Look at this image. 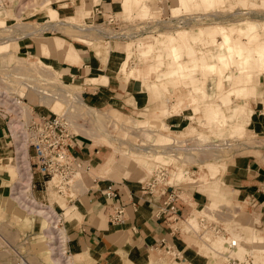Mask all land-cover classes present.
<instances>
[{
    "label": "rangeland",
    "instance_id": "rangeland-1",
    "mask_svg": "<svg viewBox=\"0 0 264 264\" xmlns=\"http://www.w3.org/2000/svg\"><path fill=\"white\" fill-rule=\"evenodd\" d=\"M48 1L52 2L51 7L60 12V21L56 22L57 24L55 26H47H62V24H64L63 20L70 25L66 28H59V32H64L74 39L76 38L79 40L82 39L76 37V35L84 36L83 39L85 41L87 39L90 43L89 46L95 43L99 47H108L107 44H109V42L104 43L105 40L103 37L106 35L105 32H112L110 28L94 24V21L84 22L83 17L80 23L71 22V19L67 17L66 19L65 13L62 11L70 0H0V21L4 22L3 26L0 27V45H6V51L0 54V167L2 172L15 170L18 172V178H10L11 182L9 184L13 186V192H11L13 195L11 194L9 196L10 193L6 194V199H4L5 195L0 196V206H3L0 207V264H57L56 261L58 260L60 264H68L70 258L65 255L60 256L64 252L62 249L67 248L66 241L68 238L66 239L65 235L58 237L57 234L61 233L60 229H63L64 224L69 220L67 213L72 207L69 201L77 198L76 191L78 188H72L71 194L73 197L71 199L69 195H63L58 192L55 186L56 183L53 188L49 184L45 185L41 177L36 174L34 181H31V185L28 184L31 186L30 198L21 196L19 199H14L19 195V192L22 191V183L20 184V182H22L21 175H23V179L27 181V183H29L30 180H28L29 176L27 175V171L25 169H20V165L17 163L18 158H22L21 155H23V151L21 150L17 137L13 133L11 126L13 120L19 121L20 126H22V124L28 123L32 116L45 115L51 118L53 114H67L73 125V133H84L90 138L93 137L92 140L95 143H101L109 148L111 156L114 154L113 152L115 150L114 162L117 165L123 164L126 167L127 174L139 172L140 175H142L143 182L146 183L153 177L157 167L163 166L169 169V183L182 190H184L189 183L205 181V183H208L210 179L202 180L203 176H210V178H213L212 174L208 172V166L212 164H225L227 166V163L229 160H232L238 149H244L248 146H257L264 149V133L256 135L248 134L247 132L245 134L244 124L237 125L233 128L237 123V119L238 121H244V119H246V121L248 120L246 115L251 108L248 100H244L242 97L241 99L236 93H232L231 95V99L234 100L231 107L237 110V118L232 123L233 125L227 124L220 134H215L217 130L216 125L213 124V126L210 127L208 121H206L207 116L204 107L202 112L195 113L200 114L199 116L202 114L205 118L204 120L198 118V121H196L198 122L197 124H190L185 130L179 129L180 132L177 133L171 132L165 119L174 114L181 113L182 110L188 107L171 110L168 108L170 110V116L166 117L164 114H160L162 118H158L157 115H154L150 120L144 121L126 116L121 110L120 112L117 110H100L87 106L83 101V97L81 96L80 98L79 89L67 82L68 80L66 79L68 78L64 77L59 71L57 75H54L50 70L44 67L42 68L41 62L26 55L27 51H19L21 46L20 40L23 37H37L43 30L46 19L41 4ZM143 1L149 2L150 11H138V8L133 10L130 9L133 13L128 14L126 20L129 21L131 25L137 26V30L139 29V23L143 24L144 22H150L149 25L152 26V32L146 34L148 35L146 38H136L137 41H134V56L128 67L132 73H134L135 70L143 72L150 65L158 71L148 80L139 78V80H142V85L145 88L147 84L152 82H154L152 83L154 85L163 86V83H155L158 79V75L167 71V52L164 47H160V41H166V37L172 35L181 42L187 41V43H189L188 39L178 32L179 30H189L191 32L188 34L191 35L196 32L197 28L201 25H203L201 27H206V25L219 23L218 25L226 27L241 26L243 30L245 29L243 32L249 34L251 31L255 30L256 26L257 30L252 35L251 41H264V31L262 30L264 29L262 27L264 23V0H249L255 3V5L250 6L248 10H244L240 5H236V7L232 6L236 3V0L219 2L217 7L214 8L206 3L199 2L195 9L192 4L194 0H189L188 2H185V0L184 3L186 5L180 2V0H177L178 6L173 0H142V2ZM179 6L182 7L180 8ZM185 6H187V9ZM170 16H172V18H181L183 16H186L185 18H192V22L189 23L190 27L176 28V26L174 27L170 22L166 23L167 20L164 18H169ZM73 23H75V25ZM76 24L81 26L77 27ZM252 24L253 30L251 28ZM98 26L99 28H96ZM91 27L96 29L97 33L95 31L86 32V34L80 33ZM72 28L78 30V32ZM154 32H157V34ZM240 35L242 39L248 42V38L244 37L243 33ZM115 43L121 44L122 42ZM209 45L210 40L204 38L196 45V48L197 50L203 49L206 54H209L211 58L210 62H214L216 53L223 52L224 49L217 46L206 49ZM36 57L44 60V64L48 63L46 65L54 64L52 61L40 55ZM37 62L39 65L35 64ZM230 66L232 65L229 64L227 66L225 73L232 72L235 75L238 74L235 65H233L232 68ZM256 68L262 73L257 80L259 81L260 77L264 76V68L261 69L257 66ZM233 70L235 72H233ZM124 75L128 76L129 73H124ZM204 77L202 81L195 79V77L190 74L182 76V79H176L174 81L193 79L194 84L197 83L200 87V84L204 83V87L207 89L206 85L209 80H214L216 82L219 78L214 74H211V76L205 75ZM225 88H230L228 83H226ZM190 90V88H186L182 85L179 87L177 86V88H170L171 92L167 95V99L171 102L170 105L177 101V97L180 95L179 92L186 100L191 98L189 93ZM214 92L216 94V87ZM210 94L212 97L215 95L214 93ZM71 96H73V98ZM213 99L214 98H211L210 102L217 103L216 101H218V99L216 101ZM190 101L191 100H187V102ZM165 108H167V106H165ZM229 113L230 112H226L228 117L230 116ZM229 119L230 118H228V121ZM156 121L158 122L155 123ZM16 128L17 127L14 129ZM232 129L233 132L230 134L228 130ZM188 140L191 146H189L190 143L187 142ZM175 145H178L179 149L176 156L173 153L174 147H176ZM204 149H206V151H204ZM212 149L216 150L207 155V151ZM160 151L165 152L164 159L162 158V162L159 159L147 161L149 165H151L149 171L144 170L142 164L134 159V156L132 157L134 153L151 152L157 154L160 153ZM32 155V152L30 155L27 154L26 162L29 169L33 164ZM33 172H35V170H33ZM175 176H177V178L174 181ZM38 180H41L42 185L38 183ZM212 182L215 181L213 180ZM221 184L222 181H220V186ZM22 194L23 192H21V195ZM32 200L36 202L35 205L32 204ZM214 200L215 199H212L210 204L211 210H207L211 211L215 216H217V211L223 209V207H227L231 210V217L229 216L224 220V227L231 234L232 239L236 240L238 244V250L236 251L237 256L242 258L244 255L253 253L256 264H264V256H262V252L260 253V248L263 246L262 243L264 244V234L261 233V228L256 224L257 222H254V224L252 223L253 225L251 224L246 228L243 227L242 225L247 223V215L245 213L235 210L232 203L221 202L217 204V201L215 200V202ZM61 201L65 203L68 209L61 206ZM42 209L53 211V214L51 212L52 217L45 220L38 216L36 211ZM203 214L206 216L208 215L207 212ZM59 216L62 217L60 223L58 222L60 220ZM212 218L214 219V217ZM190 222L193 226L195 225L194 228L197 231L195 234L197 236L196 243H198L199 247H202V249H200L201 253L209 258L208 264H222L223 258L220 257L219 253L224 252L223 239L215 238L210 234L201 238L198 219L196 218L194 222L190 219ZM53 227H58L59 231L57 230V232L54 229L53 231ZM256 233L262 240L260 246H258V243L255 241L254 245L251 244L252 241L249 240L253 239ZM52 234L57 237L51 239L50 236H53ZM60 237L62 240H59ZM62 237L65 238L63 239ZM63 240L66 241L63 243ZM214 240L221 241L222 245L215 247L213 244ZM60 246L64 247L60 249ZM54 247L59 248L52 249ZM241 248L243 249L242 251L240 250ZM214 250H216V252ZM170 259L171 258L165 253L159 252V255L154 258L153 261L155 264H167ZM72 263L76 264L74 258Z\"/></svg>",
    "mask_w": 264,
    "mask_h": 264
},
{
    "label": "crops",
    "instance_id": "crops-1",
    "mask_svg": "<svg viewBox=\"0 0 264 264\" xmlns=\"http://www.w3.org/2000/svg\"><path fill=\"white\" fill-rule=\"evenodd\" d=\"M173 1L178 6L177 0ZM180 2L186 5L184 0ZM148 3L142 0H70L62 12L65 13V18L71 19V22L80 23L88 6L93 9L100 7L105 18L114 15L122 22H129L126 19L128 14L133 13L131 10L138 8V11L148 12L150 11ZM185 7L187 9V6ZM63 21L64 24L59 27L47 26H55L57 23H44L45 26L37 37H23L20 40L19 51H27L26 55L44 63V60L36 56L40 55L52 61L54 64L49 65L68 78L66 80L70 85L79 89L80 98L83 97L87 106L100 110L119 112L121 110L126 116L144 121L150 120L154 115L162 118L160 114L165 106L170 110L188 107L181 113L165 119L171 132L177 133L180 132L179 129L185 130L190 124H197L198 118L205 119L204 116H199L200 114H194L189 108L198 101L193 90L199 86L193 83V79L166 80L168 92H164L160 85L156 87L152 84L154 82L147 84L146 89L139 78L148 80L153 75L155 69L151 65L143 72L139 70L131 72L133 78H129L117 68L124 56L121 44L110 42L107 44L108 47H99L93 43L89 46L90 43L83 39L84 36L76 35L82 39L79 40L59 32V28L70 26ZM93 21L94 24H101L103 18L95 17ZM90 31L97 33L92 27L79 32L86 34ZM93 79L97 82L88 81ZM217 80L208 81L206 85L208 90L204 83L200 84L208 95L207 101H211V98L216 101ZM180 85L191 89L189 91L191 98L187 99L191 101L187 102L179 92L177 101L170 105L171 102L167 99L171 92L170 88H177ZM210 93L215 95L212 97ZM248 102L253 110L249 123H246V119L244 121L237 119L233 128L244 124L245 134L264 133V76L256 81L255 94L250 96ZM216 132L218 133V130ZM228 132L231 134L233 129ZM92 139L93 137L90 138L87 134H77L71 151L76 163L81 164L82 168L77 171L79 174L77 198L69 201L72 207L67 213L69 220L64 222V230L68 238L67 249L76 264H155L153 259L159 252L164 253L163 241L181 253L180 258L170 257L167 264H208L209 258L201 253L202 247L196 243L197 232L192 228L193 224L191 227L185 220L190 222V219H198L204 212L211 217L215 215L209 211L212 199H215L217 204L232 203L235 210L247 215V223L242 225L243 227L257 222L261 233L264 234V149L257 146L240 148L227 166L225 165L224 173L216 178L203 176V181L207 179L210 181L189 183L184 190L180 189L181 221L172 224L159 218L162 198L142 190L144 183L142 175L139 172H132L128 178L126 167L114 162L115 150L111 156L107 146L97 144ZM215 150H208L207 155ZM10 178H18V172L16 170L2 172L0 167V196L5 195L4 199L6 194L10 193V196L13 192V186L9 184ZM176 178L177 176L174 177V181ZM41 180H38L40 185ZM213 180L215 182H212ZM108 189L117 191L119 196L116 199H107L105 192ZM60 204L68 209L64 202L61 201ZM115 207L124 209V222L121 224L113 222ZM230 212L229 208L223 207L216 214L224 223L226 218L231 217ZM59 217L62 221V217ZM256 236L255 239H260L257 233Z\"/></svg>",
    "mask_w": 264,
    "mask_h": 264
},
{
    "label": "bare ground",
    "instance_id": "bare-ground-1",
    "mask_svg": "<svg viewBox=\"0 0 264 264\" xmlns=\"http://www.w3.org/2000/svg\"><path fill=\"white\" fill-rule=\"evenodd\" d=\"M188 1L189 0H186L185 2H188ZM199 2L206 3V4H208L214 8V7H217L219 2H225V0H194V2H192L194 9L198 6ZM51 5H52L51 1H48V2L41 4V6L43 8L42 10H44V12H45L44 13V17L46 19L45 23H55L56 24V22L60 21V13L57 9L51 7ZM236 5H240V6H242V8L244 10H248V8L250 6H254L255 3L250 2L249 0H236V3L233 4L232 6L236 7ZM92 14H93V10L90 6H88V10L83 16V21L84 22H92L93 21ZM3 24H4V22L0 21V27L3 26ZM218 24L213 23L210 25H206V27H201V26H203V25H201L200 27L197 28V31L192 33L191 35L188 34L191 32L189 30H183V31L179 30L178 32H180L181 35H184L185 38L188 39L189 43H187V41L181 42L175 36H172V35L167 36L166 41L161 40L159 45H160V47H164L166 49V52H167V56H166L168 59L167 71L160 73L158 75V79L156 80V82L157 83H163V86L161 85L160 88L163 87L162 88L163 91L168 92L169 88H168L167 84L165 83L166 80H168V79L179 80V79H182V76L191 74V76L195 77V79L203 80V78H205L204 77L205 75H210V76H211V74L217 75L219 77L217 80V93H218L217 98H216V100L218 99V101H216L217 103L207 101L208 95L200 86V87H197L196 89L193 90V92L195 93V95L198 99V103L191 107V109H192L191 111H193L194 114L197 112H202L203 107H204L205 108L204 111H205V114L207 116L206 121H208L209 126L211 127V126H213V124L216 125L218 133H220L227 124H232L237 118V110L235 108L231 107L233 102H234V100L231 99L232 93L238 94L239 97L240 98L242 97L244 100H248L250 98V96H253L255 94V83L258 80L259 76L262 75V73L256 68V66L258 68H261V69L264 68V41H261V42L260 41L252 42L251 41L252 35L257 30L255 25H254L255 30H253V24L251 26L253 31H251L249 34L244 33L243 31L245 29L243 30V28L241 26L240 27H237V26L226 27V26H221ZM77 27H79V26L77 25ZM262 27L264 28V23L262 24ZM74 28H75V26H74ZM262 30L264 31V29H262ZM241 33L244 34L243 35L244 37L248 38L247 39L248 42L245 41L244 39H242V37L240 35ZM204 38H208L210 40V45H211V46L209 45L208 47H206V49H209L212 46H217V47L224 49L223 52L221 51V52L216 53V55L214 56V58H215L214 62H210L211 58H210L209 54H206L203 51V49L197 50V48H196V45L199 42H201ZM137 39H141V38L138 37ZM134 41H137L136 38L121 43V46H122L121 50L124 51V56L122 57L121 61L117 65V68L121 69L120 71H122L124 73H129L128 76L130 78H133V76L131 74V70H129L128 67L130 65V61L133 59V56H134V50H133ZM114 42H119V41H114ZM5 51H6V45H4V44L0 45V54H2ZM39 62H41V61H39ZM35 64L39 65L38 62ZM229 64L232 66L235 65L236 71H238V74L235 75L232 72H230L231 74L225 73L227 70V66ZM232 66H230V67L232 68ZM41 67L42 68L44 67V68L50 70V72H53L54 75L58 74V70L54 69L52 66L44 64L43 62H41ZM157 72L158 71L155 70L153 72V74L157 73ZM233 72H235V71L233 70ZM88 81L91 83L97 82V80H95V79L88 80ZM226 83L229 84V86H230L229 89L225 88ZM156 87H157V85H156ZM71 97L73 98V96H71ZM221 102H222V104H221ZM226 112H230L229 117L226 114ZM252 112L253 111L250 108L247 112V115H246V117L248 118L246 123H249L250 116H251ZM162 114H164V116L168 117V116H170V110L168 108H163ZM57 115H59V114H57ZM60 115H64V113H62ZM228 118H230L229 121H228ZM157 122L158 121H156L155 123H157ZM71 125H72V123H71ZM11 126L13 129L14 135L18 139L19 133H21V131L23 129L25 130L26 124H24V125L22 124V126H20L19 121L17 122L16 120H13ZM19 126H20V128H19ZM15 127H17V128L14 129ZM72 127H73V125H72ZM218 133L215 132V134H218ZM22 146H24V145L22 144ZM27 154H28L27 151L24 149L23 155H22L23 161L18 163V164L20 165L19 166L20 169H25L27 171V175L29 176L28 180H30V182L27 183V181H25L23 179V175H21L22 182H20V184L22 183V185L24 186L22 188H24V189H22V191L19 192V195L16 196L14 199H19V198H21V196H23V197L26 196V197L30 198V195H31V186H30L31 185V179H30V173H29V166L26 162L27 161ZM133 156H134V159H136L137 161H139L142 164V168L144 170L149 171L151 165H149V163L147 161H153V160H157V159H159L161 161L164 159L163 157H165V152L160 151V153H157V154L151 153V152L150 153H140L139 152V153H134V155H132V157ZM21 164H23V165H21ZM225 171H226L225 164H215V165L212 164V165L208 166V172L212 174L213 178H216L218 175L224 173ZM130 177H131V174L129 173L128 178H130ZM76 179L79 181V174H77L74 177V180H72V187L73 188H76L78 186V182ZM55 183H56V180L50 182L49 185L53 188ZM28 184H30V185H28ZM21 192H23L22 195H21ZM31 202L34 205L36 204V202L34 200H32ZM36 212H37L36 214L38 216L44 218L45 220H48L49 218L52 217L51 212L53 214V211L43 210V209L36 211ZM195 220H196V218L191 219L192 222H194ZM53 223H55V222H53ZM53 229L56 231L57 230L59 231L58 227H53L52 230ZM60 231H61V233L57 234V236L59 237V236L65 235V237H66L64 228L60 229ZM57 236L53 235V236H50V238L55 239ZM65 237H62V238L64 239ZM59 240H62L61 237ZM249 240L252 241L251 244H253V245H254V241L256 243H258V246H260L261 245L260 243H262L261 239H255L254 237H253V239H249ZM65 241L66 240H63L62 242L64 243ZM66 243H67V241H66ZM213 244L215 245V247H219L222 245L221 241H219V240H214ZM262 245L263 246H261V248H260L261 249L260 253L262 252L261 254H262V256H264V244L262 243ZM61 247H64V246H60V249H61ZM58 248L59 247H54L52 249H58ZM237 250H238V244H237ZM240 250L242 251L243 249L241 248ZM62 251H64V252L60 256L65 255V256L69 257L70 262L68 264H73L72 263L73 256L69 253L68 249L67 248L62 249ZM214 251L216 252V250H214ZM250 255H252L254 257L253 253H250ZM236 256H237V253H236ZM254 260H255V257H254ZM59 262H60L59 260L56 261L57 264H60Z\"/></svg>",
    "mask_w": 264,
    "mask_h": 264
},
{
    "label": "built area",
    "instance_id": "built-area-1",
    "mask_svg": "<svg viewBox=\"0 0 264 264\" xmlns=\"http://www.w3.org/2000/svg\"><path fill=\"white\" fill-rule=\"evenodd\" d=\"M93 11V19L95 17L103 18L101 24L98 25L112 30V32L109 33L105 32L106 35L103 37L105 40L104 42H126L133 38H146V36H148L146 34L152 32V26L149 25L150 22H144L143 24L139 23V29L137 30V26L131 25L130 22H122L114 15L105 18V14L100 7H95ZM185 17L186 16H183L181 19L172 18V16H170L164 19L167 20L166 23L170 22L174 27L176 26V28H189V23L192 22V18ZM99 26L96 28H99ZM154 33L157 34V32ZM23 130L18 135V143L22 151L25 149L29 155L31 152L33 153V164L29 169L31 181H34L36 174L40 175L45 185L56 180L55 186L58 192L63 195H69L72 199V180H74V177L78 174L77 171L82 168V165L76 163L75 157L71 153L73 142L77 134L73 133L72 125L67 114H53L51 118L47 116H32L30 121L26 123L25 130ZM187 142H189V140ZM22 144L24 146H22ZM189 146H191V143ZM204 151H206V149H204ZM178 152L179 149L177 145L174 147L173 153L176 156ZM22 161V158H18L17 163ZM33 170H35V172H33ZM168 178L169 169L159 166L155 170L153 177L148 182L142 184V190L150 194H157L162 198V204L159 209L160 219L172 224H178L181 221V216L179 214L180 189L172 186ZM21 186L24 187L22 184ZM118 196V192L112 189H108L105 192V197L110 200L116 199ZM212 217H214V219ZM212 217L209 215L206 216L205 214L200 216L198 218V227L201 231V238L210 234L215 238L223 239L224 252L220 253V257L223 258L222 264H256L252 255H245L243 258L236 256V240L232 239L231 234L224 227L223 221L218 219L215 215H212ZM112 219L115 223H123L124 209L122 207H115ZM185 221L192 227V223L188 220ZM58 222L60 223L61 220ZM192 228H194V226ZM174 231H176V229H174ZM163 249L164 253L173 259L181 257V253L175 249L174 246L167 245L165 241H163Z\"/></svg>",
    "mask_w": 264,
    "mask_h": 264
}]
</instances>
